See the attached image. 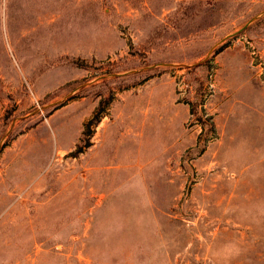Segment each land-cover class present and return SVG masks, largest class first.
Here are the masks:
<instances>
[{"label": "rangeland", "instance_id": "1", "mask_svg": "<svg viewBox=\"0 0 264 264\" xmlns=\"http://www.w3.org/2000/svg\"><path fill=\"white\" fill-rule=\"evenodd\" d=\"M0 264H264V0H0Z\"/></svg>", "mask_w": 264, "mask_h": 264}, {"label": "crops", "instance_id": "2", "mask_svg": "<svg viewBox=\"0 0 264 264\" xmlns=\"http://www.w3.org/2000/svg\"><path fill=\"white\" fill-rule=\"evenodd\" d=\"M1 1L7 4V3H14V2L23 1V0H1ZM31 1L40 3V2H49L53 0H31Z\"/></svg>", "mask_w": 264, "mask_h": 264}, {"label": "trees", "instance_id": "3", "mask_svg": "<svg viewBox=\"0 0 264 264\" xmlns=\"http://www.w3.org/2000/svg\"><path fill=\"white\" fill-rule=\"evenodd\" d=\"M211 126H212V130H213L214 132H216V127H215L214 122L211 124Z\"/></svg>", "mask_w": 264, "mask_h": 264}]
</instances>
